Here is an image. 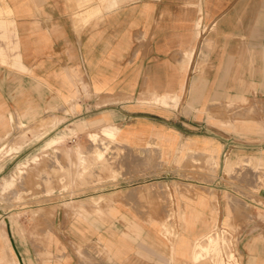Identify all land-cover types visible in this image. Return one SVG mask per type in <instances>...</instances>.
I'll use <instances>...</instances> for the list:
<instances>
[{
	"label": "crops",
	"instance_id": "crops-1",
	"mask_svg": "<svg viewBox=\"0 0 264 264\" xmlns=\"http://www.w3.org/2000/svg\"><path fill=\"white\" fill-rule=\"evenodd\" d=\"M158 96L178 110L152 105ZM254 96L264 98V0H0V142L58 115L121 131L113 140L136 151L125 173L218 174L118 185L104 219L47 203L25 236L0 228V264H215L194 254L216 227L237 264H264L262 225L226 177L227 160L249 157L256 181L264 146L236 144L242 134L214 114Z\"/></svg>",
	"mask_w": 264,
	"mask_h": 264
},
{
	"label": "rangeland",
	"instance_id": "rangeland-1",
	"mask_svg": "<svg viewBox=\"0 0 264 264\" xmlns=\"http://www.w3.org/2000/svg\"><path fill=\"white\" fill-rule=\"evenodd\" d=\"M91 16L89 14L88 19ZM154 98L151 104L157 107L178 110L181 104L178 98L170 99L171 104H168V101L162 104L156 103ZM208 112L200 110L197 114L199 118L202 116L205 118L206 115L212 117L213 115ZM71 113L73 115V112ZM214 114L216 120L222 119L225 115L230 118L231 122L227 124L231 129L228 133L233 137L240 140L241 138L235 135L242 134L243 139L236 144L247 147L264 146V98L254 96L247 99L243 109L218 110ZM180 119L185 122V116H181ZM48 121H52V126L49 128H47L49 123L47 120L40 121L33 129L18 127L0 142V228L2 229L7 225L12 229L17 226L25 236L26 230H30L32 225L42 224L38 222L41 217L37 215L47 203H54L56 215L58 213L62 215L64 212L66 216L104 219L105 210L110 203V195L118 185L132 186L160 178L162 180L181 178L186 182L194 180L207 182L218 178L216 173L211 174V180L206 177L207 174L202 177L173 173L164 175L125 173L127 167L133 169L132 160L136 151L130 150L128 155L132 158H128L127 149L119 146L120 143L109 141L101 135L103 128L90 125L83 120H74L71 125L63 124L65 119L58 115ZM239 122L244 125L242 126L244 132L239 131L238 127H232L233 123ZM176 123L179 127H184L178 121ZM48 129L49 131L53 129V133L50 134ZM220 129L227 131L228 128L220 126ZM111 130L115 134L121 132L114 128ZM92 133L99 137L95 143L91 138ZM31 145L33 149L26 152V148ZM248 149L244 151L238 148L233 153L239 156L253 155ZM99 152L103 153L102 157L98 156ZM245 158L247 159L242 162L243 166L232 168L231 173L226 176L234 187L233 192L236 195V198L232 195L231 199L240 203L241 209L247 212L248 217H252L251 223L257 220L264 232V162L260 165L262 169L258 170L262 173L255 174V181L249 173H244L246 168L254 167L255 160ZM237 160H227L228 166L230 167ZM19 170L22 173L19 174ZM121 180L125 181V184H119ZM250 202L257 203V206L250 205ZM222 230L221 227H216L212 235L196 245L197 251H200V247L206 246L214 236L216 239L218 237L221 239L219 243L222 244L218 243L214 250L202 253L200 258L209 257L215 264H219L216 262L217 258L221 264H237L233 237H228L229 235Z\"/></svg>",
	"mask_w": 264,
	"mask_h": 264
},
{
	"label": "bare ground",
	"instance_id": "bare-ground-1",
	"mask_svg": "<svg viewBox=\"0 0 264 264\" xmlns=\"http://www.w3.org/2000/svg\"><path fill=\"white\" fill-rule=\"evenodd\" d=\"M114 5V3H111V2H109L108 3V7L110 8V7H112ZM170 98H174V97H170ZM167 99H168V97H165V96H158V97H155L154 98V101L157 103H166L165 101H167ZM114 132H113V130H111V129H108V128H103L102 129V133H101V135L103 136V137H105L107 140H109V141H113V137H114ZM91 138H92V141L95 143V142H97L98 140H99V137L97 136V135H95V134H93L92 133V135H91ZM105 148H107L106 146H104ZM104 149V148H103ZM98 156L99 157H102L103 156V153L102 152H99L98 153ZM132 158V157H131ZM247 158H245V157H240L237 161H235V163L234 164H231L230 165V168L232 169H235V168H239V166H241L242 165V162H244L245 160H246ZM133 161V160H132ZM243 166V165H242ZM20 173H22L20 170H19V174ZM123 212V211H122ZM119 213V212H118ZM152 222V221H151ZM135 225H133V227H134ZM112 229V228H111ZM139 230V229H138ZM140 231V230H139ZM147 234V233H146ZM150 236V235H149ZM146 238H149V237H146ZM145 239V238H144ZM154 240H155V238H154ZM221 239L218 237L217 239H216V236H214L213 238H211L208 242H207V245L206 246H201L200 247V251H196L195 252V254H194V259L195 260H198V259H200V255L202 254V253H208L209 251H211V250H214V248H217V245H218V243H219V241H220ZM136 242V241H135ZM219 244H222V243H219ZM162 246V245H161ZM125 247V246H124ZM216 255H217V253H216ZM169 258V257H168ZM216 262L217 263H219V264H221V261L220 260H218V258L216 259Z\"/></svg>",
	"mask_w": 264,
	"mask_h": 264
}]
</instances>
